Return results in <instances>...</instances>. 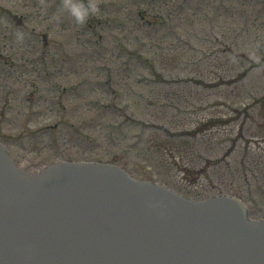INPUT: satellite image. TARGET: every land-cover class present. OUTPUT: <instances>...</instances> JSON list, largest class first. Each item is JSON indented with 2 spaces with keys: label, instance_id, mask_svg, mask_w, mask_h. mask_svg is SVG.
<instances>
[{
  "label": "rangeland",
  "instance_id": "rangeland-1",
  "mask_svg": "<svg viewBox=\"0 0 264 264\" xmlns=\"http://www.w3.org/2000/svg\"><path fill=\"white\" fill-rule=\"evenodd\" d=\"M92 2L81 24L66 0H0V141L14 161L113 162L264 218V0Z\"/></svg>",
  "mask_w": 264,
  "mask_h": 264
},
{
  "label": "water",
  "instance_id": "water-1",
  "mask_svg": "<svg viewBox=\"0 0 264 264\" xmlns=\"http://www.w3.org/2000/svg\"><path fill=\"white\" fill-rule=\"evenodd\" d=\"M55 214L78 222L63 245ZM247 214L237 197L186 199L113 164L63 162L32 174L0 144V264H52L51 236L56 264H110L100 249L111 264H264V223Z\"/></svg>",
  "mask_w": 264,
  "mask_h": 264
},
{
  "label": "clouds",
  "instance_id": "clouds-1",
  "mask_svg": "<svg viewBox=\"0 0 264 264\" xmlns=\"http://www.w3.org/2000/svg\"><path fill=\"white\" fill-rule=\"evenodd\" d=\"M97 4L88 0H66L65 9L75 16L78 23H85L86 20L97 11Z\"/></svg>",
  "mask_w": 264,
  "mask_h": 264
},
{
  "label": "bare ground",
  "instance_id": "bare-ground-1",
  "mask_svg": "<svg viewBox=\"0 0 264 264\" xmlns=\"http://www.w3.org/2000/svg\"><path fill=\"white\" fill-rule=\"evenodd\" d=\"M253 219H255V218H253ZM253 222L264 223V218H257L256 220H253Z\"/></svg>",
  "mask_w": 264,
  "mask_h": 264
}]
</instances>
